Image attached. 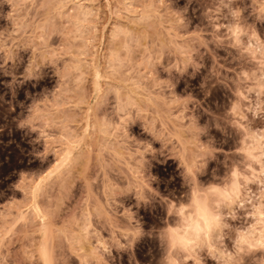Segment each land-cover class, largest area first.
Returning a JSON list of instances; mask_svg holds the SVG:
<instances>
[{
  "label": "rangeland",
  "instance_id": "rangeland-1",
  "mask_svg": "<svg viewBox=\"0 0 264 264\" xmlns=\"http://www.w3.org/2000/svg\"><path fill=\"white\" fill-rule=\"evenodd\" d=\"M207 2L0 0L3 264H160L157 233L168 200L188 191L183 175L194 180L202 159L219 149L198 176L206 184L234 158L237 136L226 127L234 97L226 75L244 65L223 50H205ZM76 5L94 12L85 32L75 27ZM238 6L244 22L264 37V0ZM129 37L132 55L114 75L109 60ZM199 49L201 68L191 57ZM27 64L37 79L23 80ZM189 64L199 71L172 72ZM112 89L134 105L135 114L105 134ZM38 120L48 129L44 141L20 127ZM200 127L206 128L202 135ZM144 152H155L146 157V168ZM121 234L143 236L131 252L104 257L96 241H117ZM245 264L264 261L248 257Z\"/></svg>",
  "mask_w": 264,
  "mask_h": 264
},
{
  "label": "clouds",
  "instance_id": "clouds-1",
  "mask_svg": "<svg viewBox=\"0 0 264 264\" xmlns=\"http://www.w3.org/2000/svg\"><path fill=\"white\" fill-rule=\"evenodd\" d=\"M240 2L208 0L202 13L208 27V46L203 49L223 50L235 64L244 65L226 75L234 97L226 111V127L237 136L236 145L230 152L234 158L223 162V175H217L214 170L212 180L206 184L201 183L198 176L204 174L208 162L216 158L219 149L215 148L217 151L202 159L194 180L192 175L187 179L183 175L188 191L178 201L168 200L171 205L166 203L164 227L157 233L164 253L160 264H207L208 261L245 264L248 257L264 261V37L244 22V9L238 6ZM76 9L75 27L85 32L94 12L82 5H76ZM132 44L129 37L123 52L109 60L108 68L114 75L127 66L133 52ZM200 49L191 52L195 63H198L195 57ZM159 66L165 68L163 64ZM190 67L194 71L200 69L189 64L179 71L172 69V72L183 75ZM38 77L27 64L23 80ZM15 82L13 77V84ZM107 98L112 101L113 117L104 120L102 131L105 134L114 131L115 123L131 120L135 114L134 105L123 101L118 89L110 90ZM20 127L37 132L38 140L42 141L48 133L39 120ZM215 127L226 130L220 122ZM202 129L201 135L206 132V128ZM154 153L144 152L145 168L149 164L146 157ZM142 236L121 234L117 241L104 237L96 243L104 257H111L113 250L131 252ZM0 264H3L2 259Z\"/></svg>",
  "mask_w": 264,
  "mask_h": 264
},
{
  "label": "bare ground",
  "instance_id": "bare-ground-1",
  "mask_svg": "<svg viewBox=\"0 0 264 264\" xmlns=\"http://www.w3.org/2000/svg\"><path fill=\"white\" fill-rule=\"evenodd\" d=\"M68 147H69V146H68ZM67 149H68V148H67ZM66 151H67V150H66ZM65 153H67V154H66L65 158L62 160V162H61L62 164H64L65 162L69 161V159L71 158V155H72L71 149L68 150V152H65ZM33 211H34L35 214H37L38 216H41V211H40L38 205H36V203H35V205H34ZM22 214H23V213H22ZM24 215H25V213H24Z\"/></svg>",
  "mask_w": 264,
  "mask_h": 264
}]
</instances>
